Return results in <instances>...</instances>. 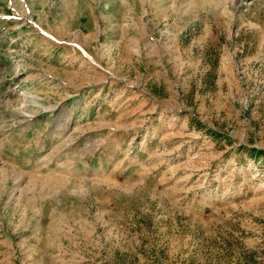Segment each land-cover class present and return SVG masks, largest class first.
<instances>
[{
    "label": "rangeland",
    "instance_id": "1",
    "mask_svg": "<svg viewBox=\"0 0 264 264\" xmlns=\"http://www.w3.org/2000/svg\"><path fill=\"white\" fill-rule=\"evenodd\" d=\"M0 264H264V0H0Z\"/></svg>",
    "mask_w": 264,
    "mask_h": 264
}]
</instances>
